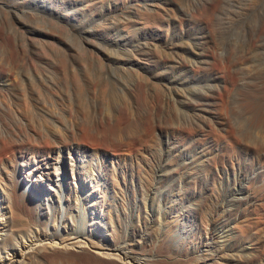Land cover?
<instances>
[{
	"label": "rangeland",
	"instance_id": "374dc122",
	"mask_svg": "<svg viewBox=\"0 0 264 264\" xmlns=\"http://www.w3.org/2000/svg\"><path fill=\"white\" fill-rule=\"evenodd\" d=\"M109 1L102 0L85 13L77 1L73 29L67 25L63 30L71 56L82 52L86 66L81 73L87 75L91 65L88 76L108 85V93L91 87L80 96L73 93L76 86L70 73L69 83H61L75 106L71 116L79 131L73 141L55 145L0 114V229L19 217L21 239H28L31 231H52L64 221L63 210L36 214L30 205L38 200L56 207L58 194L64 204L68 198L74 204L76 181L94 193L83 199L100 209V201L106 199L107 208L115 212V219L108 221L116 225L115 243L126 246L130 239H146V244L128 246L136 258L126 262L79 249L73 254L46 253L38 264H189L193 257L177 256L172 241L166 240L169 219L187 238L202 233L190 243L203 255L199 264H264V0H133L139 1L144 14L160 18L145 28L132 6L117 15L115 33L120 37L131 31L138 46L136 57L153 76L151 87L144 86L137 74L140 79L131 72L111 73L91 56L97 46L88 44L87 38L114 49L103 43L101 33L94 34L100 29L99 15L108 13ZM34 5L39 17L35 12L18 17L26 24L57 30L46 18L48 5L41 0ZM0 17L2 33L5 27L0 60L37 47V42H24L1 9ZM148 36L152 40L147 45ZM54 52L53 60L62 58ZM21 72L32 74L27 67ZM0 106L7 107L1 101ZM78 146L83 149L79 160L73 152ZM45 164L47 168L39 167ZM30 174L35 183L29 181ZM82 210L73 212L76 230L86 226ZM79 237L86 239L85 234ZM93 239L109 247L99 237Z\"/></svg>",
	"mask_w": 264,
	"mask_h": 264
},
{
	"label": "bare ground",
	"instance_id": "6f19581e",
	"mask_svg": "<svg viewBox=\"0 0 264 264\" xmlns=\"http://www.w3.org/2000/svg\"><path fill=\"white\" fill-rule=\"evenodd\" d=\"M34 1L37 0H17L14 2H9L8 0L4 2L3 0L2 4L0 5V9L3 11L5 16L4 18L10 22L12 21L20 35L22 34L24 42L28 40L30 42L38 43L37 47L31 51L20 49L17 50L18 52L16 55L15 52H13L14 55L10 54L9 57H2L3 59L0 60V101L4 102L7 106H4L5 108L0 106V114L6 116L9 123L14 121L17 123V125L27 128L30 132L39 134V136L42 137V140L51 139L55 145L60 146L66 142H72L73 137L79 131L78 125L76 124L77 122L74 121V117L71 116V112L73 114V110L75 108L74 103L72 104L70 101V93L63 88L65 85L61 84L62 82L69 83L67 74L70 73V76L75 82L76 88L73 92L75 95L78 94L81 96L85 92H88L89 88L91 87L97 88L102 93H105L108 90V85L105 86L103 85L104 83L100 85L102 81L100 82L99 78L97 79V77L92 78L88 76L90 74L88 70L90 69L91 65L89 69L87 66V75L81 73V70H83L82 68L86 66V64L82 61L84 58H80V54H82V52L79 51L81 52L79 53L77 51L72 57L70 48L66 45L67 39L65 38L66 41L63 39V35L66 34H63V30L66 29V26L69 25L70 28L73 29V4L77 3V1H80L85 13V11H92V9L95 8L97 4H102V0H41L44 2V6L48 5L47 10H49V12L46 13L42 11L43 13L47 14L46 16L48 17L46 18L47 20L49 18L48 22H52L54 25H57V30H55L56 28L54 29V27L51 25L53 27V29L51 28V31L45 29L46 27L44 26L37 25L38 23L34 25L36 22H33L32 25L26 24L20 17H18L25 14H33V12L37 13H34L35 17L37 15V17H39V8H37L36 5L33 7ZM132 1L133 0L109 1L110 3H108L107 6L108 13L99 15L98 25L96 27L100 29L98 31L94 29V34L101 33L100 35L103 38V43L108 47L114 48L113 50H109V48H106L105 45L104 48L102 44L101 45L103 48H101L99 47L101 46L99 43L94 42L89 38H87L86 42L88 44L90 43L97 46L93 49L91 56L94 55L96 57L94 59L95 61L97 60L100 66L111 71V73L112 71H116L117 73L119 71L122 74L126 72L134 73V76L138 75L142 78L144 81L142 82L144 86L147 85L151 87L154 85H151L153 76L151 75L150 70L145 69V66L142 65L140 58L136 57L138 46H135L133 40L131 39V31L128 29L126 34H123L119 37L116 35L115 29L118 24L117 15L130 10L132 6H134L138 11L140 18L142 20L144 19L143 25H141L145 28H152L156 24L157 19L160 17L158 14H144L141 11L142 7L139 1H136V3H132ZM142 6L146 10L149 9L146 4ZM35 17H33V19H35ZM80 22L81 21H79V23ZM128 25L129 23L126 22L125 26ZM11 29L9 28L8 30ZM3 33L2 30H0V38H3ZM28 33H31L32 35L29 36ZM87 34L88 36L90 35L89 33ZM150 40L152 39L150 36H148V39L146 40L147 43L145 44H151ZM6 41L8 40L6 39ZM55 44H58L59 47H56ZM1 47V49H3L4 46L1 45ZM6 50L9 49L5 48V51ZM54 50H57L62 54V58L57 60L56 57L57 61H55V59L53 60L51 57V53L54 52ZM5 51H2L3 54ZM56 54L54 52V55ZM86 58H89V55ZM86 58L85 62L87 63ZM93 63L91 62L89 64H92L93 67ZM25 67H27V71L28 68H31L32 74L21 72V69ZM86 72L83 73L86 74ZM56 74H59L60 76H56ZM119 75L121 74H118L117 76ZM128 75H130V73ZM106 81H108V79ZM106 81L104 82L106 83ZM70 91L72 92L73 90ZM79 100H81L82 103L84 101L83 99ZM131 107L129 109H131ZM80 150L83 151L81 146H78L77 149H73V152H75L78 160L80 158ZM69 152L71 153V150H69ZM80 163H82V160H80ZM71 166L73 168L74 166H77V161L74 158ZM39 167L47 168L48 164H45V166L40 165ZM30 177H32V179ZM30 177L28 178L29 181L35 183V177L33 178V175L31 174ZM73 177L75 178V174ZM96 182L98 183L99 180ZM74 186L75 190L78 192V195L75 197L76 199L74 204L71 203V198H68L66 200V204H64L61 201L63 195L58 194L57 196L60 200V205L56 207H50L45 204L43 205L38 200L37 203L30 205L31 212L36 214H39L41 211L44 213L46 210L49 211V213H54L58 211L59 207L63 210L61 212L64 221L59 222L58 226H56L52 231L41 234L31 231L29 233L28 239L24 237L21 239L20 237L22 236L21 233L23 230L20 227L21 223L19 217L14 218L11 221V225H4V227L0 229V264H33L34 262L37 263V261L40 263V260L45 259L44 254L46 253L48 254L49 252H58L73 254V250L78 251L79 249L82 252L85 251V253L97 254L104 257H112L122 260V262L126 259L130 261V259L136 258L135 256L131 255V252L127 249L128 246L133 248L136 245L142 243L145 245L146 239L141 241L139 240L138 242L135 239H130L132 243H128L126 246L115 243L113 240V234L116 230V225L108 223L109 220L113 221L115 219V212H112V210L107 208L108 202L106 199L100 201L101 203L99 206H101V209L97 205L95 207V203L94 206H92L93 204L87 202L85 200L87 198L83 199V197H86L87 195H91L92 197L94 193L92 191H88V188H85L87 186L83 183L78 185L76 181H74ZM80 190L84 193L83 195H80ZM28 196L29 194H25L23 197L25 200H28ZM81 207L85 209L82 210V214L84 216L83 220L86 226L85 228L76 230L74 229L73 221H77L78 219L73 212L77 209H81ZM97 207L99 209H97ZM38 219L41 220L40 217ZM109 225L112 227L109 228ZM166 225V240L172 241V245L174 246L173 252L181 258L191 255L193 259L189 264H199V260L203 257V255L198 252L200 249L197 247V245L190 246V243L192 240H197L198 235L201 237L202 233L194 232L190 237L188 236L187 238L183 236V233L178 228L176 221L173 222L169 219L167 220ZM87 228L92 230V232L94 231L93 234H88L85 231ZM107 232H109V235H107ZM82 234H85L86 239L79 237V235ZM92 237H99L103 241H106L107 245L109 244V247H107L105 243H99V241H95Z\"/></svg>",
	"mask_w": 264,
	"mask_h": 264
}]
</instances>
